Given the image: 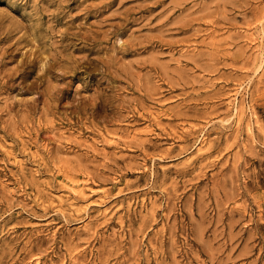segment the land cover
Segmentation results:
<instances>
[{"label": "rangeland", "instance_id": "1", "mask_svg": "<svg viewBox=\"0 0 264 264\" xmlns=\"http://www.w3.org/2000/svg\"><path fill=\"white\" fill-rule=\"evenodd\" d=\"M0 264H264V0H0Z\"/></svg>", "mask_w": 264, "mask_h": 264}, {"label": "bare ground", "instance_id": "2", "mask_svg": "<svg viewBox=\"0 0 264 264\" xmlns=\"http://www.w3.org/2000/svg\"><path fill=\"white\" fill-rule=\"evenodd\" d=\"M57 62V61H56ZM49 68V67H48ZM80 192V191H79ZM78 196V195H77ZM86 196V195H85Z\"/></svg>", "mask_w": 264, "mask_h": 264}]
</instances>
